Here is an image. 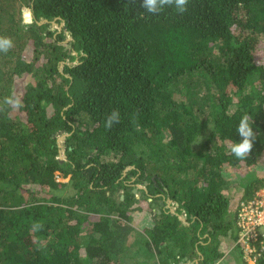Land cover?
Listing matches in <instances>:
<instances>
[{
	"label": "trees",
	"instance_id": "16d2710c",
	"mask_svg": "<svg viewBox=\"0 0 264 264\" xmlns=\"http://www.w3.org/2000/svg\"><path fill=\"white\" fill-rule=\"evenodd\" d=\"M0 38L12 41L0 51V264H216L223 240L247 264L238 214L264 189V0H189L183 15L140 0H0ZM245 113L256 139L237 159ZM249 173L232 213L231 179ZM141 202L143 232L131 224Z\"/></svg>",
	"mask_w": 264,
	"mask_h": 264
},
{
	"label": "clouds",
	"instance_id": "9594fccd",
	"mask_svg": "<svg viewBox=\"0 0 264 264\" xmlns=\"http://www.w3.org/2000/svg\"><path fill=\"white\" fill-rule=\"evenodd\" d=\"M189 0H140V7L145 10L146 13L151 15H158L166 8H172L174 11L183 15L188 11ZM12 47V41L9 38H0V51L7 52ZM4 105H12L15 107H21L19 100L12 98H5ZM120 122V114L118 110H113L105 120V128L111 129L112 126ZM254 121L248 114L242 115L237 127L236 132L240 137L238 142L230 144V152L237 159H244L249 156L253 142L256 139V133L253 130L252 124ZM34 227H40V225H34ZM219 264V262H218Z\"/></svg>",
	"mask_w": 264,
	"mask_h": 264
},
{
	"label": "rangeland",
	"instance_id": "374dc122",
	"mask_svg": "<svg viewBox=\"0 0 264 264\" xmlns=\"http://www.w3.org/2000/svg\"><path fill=\"white\" fill-rule=\"evenodd\" d=\"M24 24L26 26H29L31 24V12L26 10L25 16H24ZM59 29V27L55 24L52 25V30H56ZM62 141V137L60 136ZM62 143V142H61ZM202 144V138L197 141L195 143L196 148L198 149ZM65 156V155H64ZM264 172V162L261 163L259 165V167L256 168L255 174L256 176H259L261 173ZM229 177V179H231L230 175H227ZM253 175L246 174V175H233L231 181L232 183H230L229 185V196H230V203H231V212L234 213L236 210V206L238 204V202L240 201V199L242 198V195L244 193V188L241 184V182H248L249 180H251ZM69 178H63L60 174H57V180L59 182H68ZM138 189L144 190L146 188V184L142 183L140 185L137 186ZM137 192V191H136ZM64 193L67 194H71V190L70 189H66L64 190ZM140 196V194L138 195ZM140 206H142L141 208L143 209L142 211H137L135 212V214L132 216L133 219L131 220V224L132 226H134L137 231L139 232H143L145 227H148L151 225V220H152V215H151V210H149L147 208V203L145 202H141V204H139ZM181 216V215H180ZM179 216V217H180ZM181 220L185 223L186 222V217L185 218H181ZM135 232V231H134ZM232 241L229 240H223L222 244H221V251L224 253V257L219 260V264H238V259H237V251L234 248V244H232ZM143 246V244H142ZM127 262H129V260L127 259ZM126 262V263H127ZM218 262L216 264H218ZM135 264H146V263H136ZM147 264H154V262L152 260H150Z\"/></svg>",
	"mask_w": 264,
	"mask_h": 264
},
{
	"label": "built area",
	"instance_id": "2783aa9c",
	"mask_svg": "<svg viewBox=\"0 0 264 264\" xmlns=\"http://www.w3.org/2000/svg\"><path fill=\"white\" fill-rule=\"evenodd\" d=\"M172 207L176 210L177 204ZM182 217H186L184 212L180 219ZM238 226L240 232L237 243L241 247L242 259L247 264H257L264 256V189L240 205Z\"/></svg>",
	"mask_w": 264,
	"mask_h": 264
},
{
	"label": "water",
	"instance_id": "95a60500",
	"mask_svg": "<svg viewBox=\"0 0 264 264\" xmlns=\"http://www.w3.org/2000/svg\"><path fill=\"white\" fill-rule=\"evenodd\" d=\"M32 21V20H31ZM46 22V21H45ZM56 23L55 22H52V25H55ZM64 139H65V135L62 137V141H60L61 140V137H59L58 138V142H59V144H60V148H61V150H60V159H64L65 158V156H64V149H63V146H62V144H61V142H63L64 141Z\"/></svg>",
	"mask_w": 264,
	"mask_h": 264
},
{
	"label": "crops",
	"instance_id": "0c3cea01",
	"mask_svg": "<svg viewBox=\"0 0 264 264\" xmlns=\"http://www.w3.org/2000/svg\"><path fill=\"white\" fill-rule=\"evenodd\" d=\"M173 204H175V203H174V202H171V201H168V207L170 208L171 212L175 214V212H176L177 209H178V205H177V209H176V210H173V207H172ZM179 219H180V217H179ZM185 223H186V222H185ZM187 264H189V263H187Z\"/></svg>",
	"mask_w": 264,
	"mask_h": 264
}]
</instances>
